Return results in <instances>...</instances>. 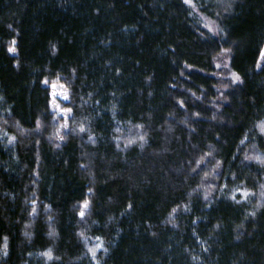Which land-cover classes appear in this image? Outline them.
I'll list each match as a JSON object with an SVG mask.
<instances>
[{
    "label": "trees",
    "instance_id": "16d2710c",
    "mask_svg": "<svg viewBox=\"0 0 264 264\" xmlns=\"http://www.w3.org/2000/svg\"><path fill=\"white\" fill-rule=\"evenodd\" d=\"M191 4L0 0V264H264V0Z\"/></svg>",
    "mask_w": 264,
    "mask_h": 264
},
{
    "label": "rangeland",
    "instance_id": "374dc122",
    "mask_svg": "<svg viewBox=\"0 0 264 264\" xmlns=\"http://www.w3.org/2000/svg\"><path fill=\"white\" fill-rule=\"evenodd\" d=\"M188 6H191V0L189 3H186ZM264 51V45L261 49V52ZM264 58L261 57V53L259 55L257 65L260 66L263 62ZM48 81L47 84L43 82V85L48 89L50 94V111L52 112L53 118L57 122V130L54 133L53 137L57 138L60 134L66 130L68 126L67 119L69 117V111L65 107V104L68 99H64L65 95L69 96L68 89L65 87L63 83H61L58 79L46 80ZM55 85V87H53ZM53 93L56 95L54 96ZM204 185V184H203ZM205 186V185H204ZM202 186V188H205ZM85 203L80 205V213L81 211H85L86 208L84 207Z\"/></svg>",
    "mask_w": 264,
    "mask_h": 264
},
{
    "label": "snow or ice",
    "instance_id": "6c2138e0",
    "mask_svg": "<svg viewBox=\"0 0 264 264\" xmlns=\"http://www.w3.org/2000/svg\"><path fill=\"white\" fill-rule=\"evenodd\" d=\"M184 2H185V3H189L190 0H184ZM13 44H15V41H13ZM8 51H9V52H12V53H15L16 49H15V47H10V48L8 49ZM261 57L264 58V51L261 52ZM234 79H235V80H239V77L236 76ZM44 83L47 84L48 81L45 80ZM53 87H55V85H53ZM53 95L55 96L56 94L53 93ZM63 98H64V99H68V96L65 95ZM67 111L70 112L71 109H67ZM81 131H83V129H81ZM245 195H247V194H245ZM84 207H85V208L88 207L87 202H85ZM80 216L83 218V216H84V212H83V211H81ZM90 251H92V250H90ZM4 254L7 255V252L5 251ZM43 255L47 256L49 259L52 258L51 251L46 252V253H43ZM92 255H93V257H95V251H92Z\"/></svg>",
    "mask_w": 264,
    "mask_h": 264
}]
</instances>
